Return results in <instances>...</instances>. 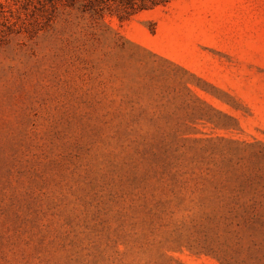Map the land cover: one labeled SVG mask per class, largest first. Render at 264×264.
<instances>
[{
    "label": "rangeland",
    "instance_id": "rangeland-1",
    "mask_svg": "<svg viewBox=\"0 0 264 264\" xmlns=\"http://www.w3.org/2000/svg\"><path fill=\"white\" fill-rule=\"evenodd\" d=\"M50 1L0 0V264H264V0Z\"/></svg>",
    "mask_w": 264,
    "mask_h": 264
},
{
    "label": "trees",
    "instance_id": "trees-1",
    "mask_svg": "<svg viewBox=\"0 0 264 264\" xmlns=\"http://www.w3.org/2000/svg\"><path fill=\"white\" fill-rule=\"evenodd\" d=\"M52 0L49 2L54 9L57 6L75 14L77 18L89 19L93 23L100 22L104 13H116L121 19H127L134 14L165 6L174 0ZM52 3V4H51Z\"/></svg>",
    "mask_w": 264,
    "mask_h": 264
}]
</instances>
